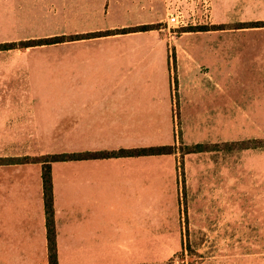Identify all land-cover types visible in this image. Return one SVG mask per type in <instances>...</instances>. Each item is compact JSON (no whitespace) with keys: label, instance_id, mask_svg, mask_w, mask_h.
Listing matches in <instances>:
<instances>
[{"label":"crops","instance_id":"0c3cea01","mask_svg":"<svg viewBox=\"0 0 264 264\" xmlns=\"http://www.w3.org/2000/svg\"><path fill=\"white\" fill-rule=\"evenodd\" d=\"M119 5L126 14L135 8L148 18L98 32L154 28L35 47L64 49L35 60L52 62L49 66L65 85L27 86L23 93L55 96L46 104L0 103V116L15 113L17 118L11 120L18 123L0 128V142H69V151L56 154H84L139 149L147 138L161 140L160 127L175 120L171 119L174 95L183 101L185 94H221L232 47L245 43L238 31L264 28L238 26L264 22V0H212L210 30L186 31L170 39L159 31L166 18L163 0H120ZM158 9L164 11L163 18ZM243 38L264 46V37ZM171 73L176 77L174 87ZM26 113L31 122L25 124ZM30 125L35 131L24 133L22 128ZM53 127L56 132L60 127L55 138L50 134ZM62 127L70 131L59 134ZM173 162V156L160 155L51 163L58 264H142L136 256L141 249L113 239L126 235L127 229L136 239L142 177L172 174L173 178ZM41 168L40 163L0 165V264H48ZM90 241L94 242L87 246ZM38 253H42L39 260L32 256ZM129 255L130 261L122 262Z\"/></svg>","mask_w":264,"mask_h":264},{"label":"rangeland","instance_id":"374dc122","mask_svg":"<svg viewBox=\"0 0 264 264\" xmlns=\"http://www.w3.org/2000/svg\"><path fill=\"white\" fill-rule=\"evenodd\" d=\"M119 1L0 0V44L96 33L99 28L148 18L135 8L126 14ZM159 16L164 17L162 9ZM210 25L204 27L210 29ZM180 31L170 29L175 32L172 38ZM238 32L245 43L232 47L222 93L185 94L183 101L174 95L171 119L175 120L160 127L164 130L158 135L161 140L147 138L139 147L170 144L174 161L173 178L172 174L142 177L141 196L136 200V239L129 237V229L124 237L113 239L141 249L136 256L142 264H264V46L243 38L264 37V28ZM37 49L0 51V89L13 90L0 92V103L46 104L55 96L43 91L23 93L27 86L65 85L56 78L60 73L49 66L52 62L35 60L64 49ZM175 78L171 73L173 87ZM28 115L23 117L25 124L31 122ZM14 118L15 113L0 116V128L18 124ZM231 121L238 124L229 125ZM210 122L221 124L207 125ZM28 127L22 128L24 133L35 131L33 125ZM59 129L50 131L52 137L59 136ZM69 131L62 127L59 134ZM69 149V142H0V163L40 160ZM32 256L39 260L42 253ZM124 261H130V255Z\"/></svg>","mask_w":264,"mask_h":264},{"label":"trees","instance_id":"16d2710c","mask_svg":"<svg viewBox=\"0 0 264 264\" xmlns=\"http://www.w3.org/2000/svg\"><path fill=\"white\" fill-rule=\"evenodd\" d=\"M243 28L248 27H264V22H252L246 24H239ZM222 26H219L221 28ZM154 28V26H140L129 29H121L106 32H96L84 35L75 36H55L44 39H35L20 41L18 43H3L0 44V51H7L21 48H31L38 46H48L60 44L68 41L97 38L108 35L124 34L137 31H147ZM210 29L206 27L190 28L187 31H208ZM173 149L169 146L161 147H150V148H139L131 150H119L116 152H100V153H84V154H60L51 155L50 157L42 158L40 160L25 161L26 159H16L12 163L7 164H27V163H40L41 168V180H42V190H43V205L45 214V227H46V239H47V262L48 264H58L57 262V249H56V233L54 226V208H53V191H52V180L50 164L54 162H64L70 160H87V159H106V158H116V157H140V156H160V155H170ZM0 165H2L0 163Z\"/></svg>","mask_w":264,"mask_h":264},{"label":"built area","instance_id":"2783aa9c","mask_svg":"<svg viewBox=\"0 0 264 264\" xmlns=\"http://www.w3.org/2000/svg\"><path fill=\"white\" fill-rule=\"evenodd\" d=\"M165 10V22L159 31H166L170 39L175 32L181 30L180 34L190 28L208 26L212 19V0H163Z\"/></svg>","mask_w":264,"mask_h":264}]
</instances>
